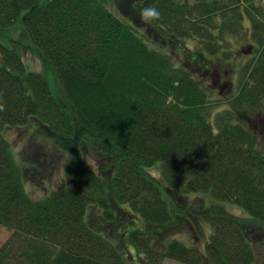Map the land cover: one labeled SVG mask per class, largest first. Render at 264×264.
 <instances>
[{"label":"trees","instance_id":"1","mask_svg":"<svg viewBox=\"0 0 264 264\" xmlns=\"http://www.w3.org/2000/svg\"><path fill=\"white\" fill-rule=\"evenodd\" d=\"M146 6L161 19L143 23ZM17 22L59 90L0 41V264H264L263 4L0 0V28ZM232 38L250 43L233 51ZM222 62L238 72L225 100L206 82ZM28 123L59 164L41 144L17 162L5 130ZM54 163L63 184L29 195L23 181L43 187Z\"/></svg>","mask_w":264,"mask_h":264},{"label":"rangeland","instance_id":"2","mask_svg":"<svg viewBox=\"0 0 264 264\" xmlns=\"http://www.w3.org/2000/svg\"><path fill=\"white\" fill-rule=\"evenodd\" d=\"M254 1L257 4L264 5V0H254ZM120 9L123 11L124 14L128 15L127 10L124 9L123 6H121ZM239 36H241V34H239ZM0 41L5 43L6 45L10 44L16 47V49L19 51L21 55L25 69L27 71H34L41 73L46 78L52 95L54 97L58 96V90H59L58 80L51 66L43 57H41L38 54L36 50H34L31 47L28 36L24 32V29L19 22L15 23V25L10 28H0ZM231 41L233 42H231L230 48L233 51L239 49V46L241 45H247L248 43H250V40L247 38H243V40L240 41H238V39L232 38ZM182 45L187 47L191 55L192 53L194 54L198 50L197 43L194 39H190V38L184 39ZM171 49H173V51L174 49L175 51L177 50L175 53H179L177 54L178 59L184 60V56L186 58V55L185 54L183 55V52L176 49L175 46L174 48ZM251 49L252 48H248V50ZM231 58L235 60H242V61L243 59L245 60V57L240 54L232 53ZM227 63L228 62H222L221 64L218 63L216 65L214 64L208 76H206L207 77L206 82L209 83L212 97H219L222 100H225L227 97L228 98L231 97L232 92H234L236 88V81L238 79V72L235 71L231 72V70H229L227 66ZM222 78L225 79L222 80ZM227 80L229 81V84H227V86H224L223 82H226ZM257 124L253 123L254 128L259 131V129L256 128L258 126ZM39 128L41 129V126ZM36 129H38L36 124L28 123L27 125L7 128L5 130V136L9 140L14 156L23 169L25 167H28V163L30 162L35 152L39 153L38 149L36 148L37 144H41L44 151H46L48 155H52V159H55V157H57L56 156L57 151L54 148L52 139L47 137L44 131H42L43 135H38ZM262 146L264 147V141H262ZM57 155H58L57 164H59L61 161V156L60 154ZM86 156L89 163L94 165V158H93L94 155L91 153H86ZM57 164L54 163L48 165L46 172L48 173V177L44 179L45 181L43 183V187L34 186L31 184L30 181L29 182L26 180L23 181L24 188L26 189L29 195H31L34 198H38L42 196L44 193H46L47 190L52 188H58L63 184L62 167L61 164L59 166H57ZM151 173L154 175L158 174L156 169L151 170ZM225 207H227L226 209H228L229 212L233 213L236 216H240V217L245 216V212L238 207H231L227 205H225ZM9 235L10 233L4 227L0 226V246L8 239ZM190 235L192 234L189 233L188 236ZM188 236L186 235L185 238H187ZM177 237H181V236L177 235ZM128 261L131 264H134L135 262L131 259V257H129ZM162 264H182V263L171 259H164Z\"/></svg>","mask_w":264,"mask_h":264},{"label":"clouds","instance_id":"3","mask_svg":"<svg viewBox=\"0 0 264 264\" xmlns=\"http://www.w3.org/2000/svg\"><path fill=\"white\" fill-rule=\"evenodd\" d=\"M139 17L141 21L145 24H152L157 22L162 17V12L156 6H146L140 10ZM4 92L0 91V112L5 111V100H4Z\"/></svg>","mask_w":264,"mask_h":264},{"label":"flooded vegetation","instance_id":"4","mask_svg":"<svg viewBox=\"0 0 264 264\" xmlns=\"http://www.w3.org/2000/svg\"><path fill=\"white\" fill-rule=\"evenodd\" d=\"M217 79H218V78H217ZM227 84H228V81L223 82V85H224V86H227Z\"/></svg>","mask_w":264,"mask_h":264}]
</instances>
